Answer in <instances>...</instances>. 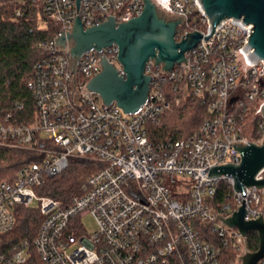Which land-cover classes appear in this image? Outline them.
Instances as JSON below:
<instances>
[{"label": "built area", "instance_id": "1", "mask_svg": "<svg viewBox=\"0 0 264 264\" xmlns=\"http://www.w3.org/2000/svg\"><path fill=\"white\" fill-rule=\"evenodd\" d=\"M42 2L61 30L39 44L48 56L36 63L29 83L32 112L20 101L14 113L0 118V155L19 149L36 158L0 177V264H242L249 233L224 219L243 204L246 220L264 219V186H245L244 196V190L234 188L232 174L208 175L212 165L242 160L235 146L264 138L246 134L249 120L263 116L264 108V59L252 62L243 49L254 24L222 20L170 70L151 58L145 70L152 76L148 99L138 111L126 113L88 88L102 70L103 56L125 75L119 46L74 58L70 40L61 44L58 38L72 31L77 15L85 28L111 15L123 22L142 13L144 0H81L79 7L77 0ZM153 2L181 19L176 40L194 30L209 34L200 0ZM170 91L178 94L177 101L192 93L208 98L212 114L188 137L167 134L155 141L149 125L171 107ZM72 157L103 167L88 178L81 195L65 204L40 189ZM263 177L264 170L257 178ZM222 185L226 199L218 201ZM21 205L37 209L42 221L34 239L11 242L5 236L14 229ZM86 214L93 215L96 229L85 227L81 218ZM233 248L241 250L234 263L228 251Z\"/></svg>", "mask_w": 264, "mask_h": 264}, {"label": "water", "instance_id": "2", "mask_svg": "<svg viewBox=\"0 0 264 264\" xmlns=\"http://www.w3.org/2000/svg\"><path fill=\"white\" fill-rule=\"evenodd\" d=\"M210 26L209 34L200 31L187 32V36L176 40L177 26L180 18L172 19L164 16L153 0H144L142 13L127 21L117 22L115 16L85 28L83 21L76 16L71 32L58 38V42H71V54L78 58L91 49L102 50L114 43L119 46L118 60L123 65L125 75L103 55L102 70L88 82V88L100 94L106 104L116 102L126 113L138 111L147 101L152 76L146 74V65L153 58L155 63L163 64L167 70L175 63L186 60L185 53L191 50L202 37L212 36L216 27L228 17L242 18V22L254 24L249 41L243 46L249 51L248 57L254 60L264 59V0H200ZM81 0H77L78 7ZM248 38V37H247ZM251 50V51H250ZM187 62V61H186ZM264 117V108H263ZM235 146V144H233ZM242 155L239 163L212 165L209 177L232 174L234 188L244 190L245 186H264V177L257 178L264 170V138L261 143H248L235 146ZM246 192L244 190V196ZM245 205L224 219L231 227H238L244 235L251 231L259 234V249L248 251L242 256V264H258L264 257V219L262 217L246 220Z\"/></svg>", "mask_w": 264, "mask_h": 264}, {"label": "trees", "instance_id": "3", "mask_svg": "<svg viewBox=\"0 0 264 264\" xmlns=\"http://www.w3.org/2000/svg\"><path fill=\"white\" fill-rule=\"evenodd\" d=\"M18 10L20 14H17ZM191 19L194 20L193 17ZM60 30L61 26L47 17L42 0H0V118L14 113L15 104L20 101L25 102L26 109L32 112L34 98L29 83L34 77L36 63L48 56L39 44L55 39ZM170 95L174 101L163 114L162 122L149 125L150 136L155 141L170 132L176 138L188 137L212 114L210 100L206 97L192 93L184 104H176L178 94L170 91ZM262 120L261 115L250 119L246 134L260 140L264 136V127L260 125ZM34 159V154L26 150L3 151L0 155V177H5L8 172L14 173L22 164ZM102 167L103 164L96 160L72 157L68 167L62 173L49 177L40 191L68 204L82 194L88 178ZM226 192L222 185L217 200L224 201ZM41 221L42 216L37 209L18 206L15 227L5 238L11 242L34 239ZM259 244L258 232H249L247 249L257 251ZM228 251L229 261L236 262L241 250L233 248Z\"/></svg>", "mask_w": 264, "mask_h": 264}, {"label": "rangeland", "instance_id": "4", "mask_svg": "<svg viewBox=\"0 0 264 264\" xmlns=\"http://www.w3.org/2000/svg\"><path fill=\"white\" fill-rule=\"evenodd\" d=\"M161 13H162L163 15L165 14L163 11H161ZM167 16H168V15H167ZM42 25L44 26V24H42ZM117 64H118V62L116 63V65H117ZM187 99H188V98L182 97V98H180V101H176V104H184V103L186 102ZM160 122H162V117H161L160 121L157 122V123H160ZM168 134H172V133L170 132V133H168ZM31 205H32L33 207H36V206L38 205V201H37V200H34V201L31 203ZM81 219H82V221H83L85 227H86L89 231H91V230H93V229H96V227H97V223H96L95 218L93 217L92 214H86V215H84Z\"/></svg>", "mask_w": 264, "mask_h": 264}, {"label": "flooded vegetation", "instance_id": "5", "mask_svg": "<svg viewBox=\"0 0 264 264\" xmlns=\"http://www.w3.org/2000/svg\"><path fill=\"white\" fill-rule=\"evenodd\" d=\"M164 16L168 17V18H172V19H177V16H167L166 14H164Z\"/></svg>", "mask_w": 264, "mask_h": 264}]
</instances>
